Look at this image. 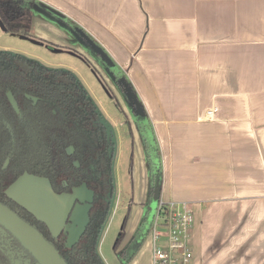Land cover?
Returning a JSON list of instances; mask_svg holds the SVG:
<instances>
[{"label": "crops", "instance_id": "0c3cea01", "mask_svg": "<svg viewBox=\"0 0 264 264\" xmlns=\"http://www.w3.org/2000/svg\"><path fill=\"white\" fill-rule=\"evenodd\" d=\"M34 1L110 59L116 80L147 116L141 136L125 114L133 126L134 185L122 226L124 263L152 264L151 222L146 231L140 224L154 215L149 206L158 191V203L192 213L193 264H264V0ZM33 16L32 43L44 40L53 52L79 56L110 92L123 95L57 18L41 10ZM153 139L162 162L149 191L143 143L149 147ZM7 195L53 235L64 232L68 246L91 199L84 186L56 195L45 179L29 175Z\"/></svg>", "mask_w": 264, "mask_h": 264}, {"label": "trees", "instance_id": "16d2710c", "mask_svg": "<svg viewBox=\"0 0 264 264\" xmlns=\"http://www.w3.org/2000/svg\"><path fill=\"white\" fill-rule=\"evenodd\" d=\"M36 4L34 0H0L4 31L31 38ZM143 144L151 191L160 177L151 168L145 140ZM113 158L114 143L100 113L72 73L0 51V203L35 228L66 264H104L98 243L114 197ZM157 167L160 172L161 164ZM23 175L46 179L56 195L71 194L80 186L90 192L86 222L70 248L61 233L53 235L44 222L8 197L7 190ZM123 236L122 228L114 251ZM0 264H38L1 224Z\"/></svg>", "mask_w": 264, "mask_h": 264}, {"label": "rangeland", "instance_id": "374dc122", "mask_svg": "<svg viewBox=\"0 0 264 264\" xmlns=\"http://www.w3.org/2000/svg\"><path fill=\"white\" fill-rule=\"evenodd\" d=\"M30 35L31 38L37 39L33 30ZM31 38L9 34L0 28V51L21 55L49 69L72 73L97 108L104 124L111 131L115 155L112 162L114 201L108 220L100 235L98 254L104 264H125L124 257L127 256V251L125 252L124 246H122L125 235L116 251H114L113 245L122 232L134 185L131 174L133 150L131 135H133V126H128L125 114L129 118L133 116L124 97L120 96L115 89V91L113 90L114 93L110 92L101 75L95 72L83 59L65 50L53 52L49 49L50 44L48 42L41 40L42 45L34 44L31 42ZM102 70L104 71V69ZM121 81H123L122 78ZM137 128L141 136L145 135L143 127L138 124ZM147 154L150 157L151 168L156 175L158 171L157 164L160 168L162 162L156 140L154 143H149ZM152 215L150 219L148 218L146 222H143L140 229L146 231ZM159 224H161V221H159ZM159 229L164 231V228ZM121 252H123V255L119 257L118 255Z\"/></svg>", "mask_w": 264, "mask_h": 264}, {"label": "water", "instance_id": "95a60500", "mask_svg": "<svg viewBox=\"0 0 264 264\" xmlns=\"http://www.w3.org/2000/svg\"><path fill=\"white\" fill-rule=\"evenodd\" d=\"M38 9L44 12L45 17L49 19L54 20V18H57L58 20H56V22L59 24V26L63 30H65L69 35L73 36L76 42L80 44V46L83 49H85L91 56H93L97 60V62L100 64L102 69H104L105 73L114 83V85L122 92L123 94L122 96L127 102V105L134 118V121L144 129H148L149 123L142 105L134 97L131 90L125 87L121 79L116 80L115 75H117L116 74L117 71L114 65L112 64V62L110 61V59L100 49L95 47L92 43H90L86 39H82L80 33H78L76 29L66 27V25H64L62 22L63 19L62 16L57 14L55 11L45 6H34L32 10L33 14L37 13L39 11ZM7 98L11 106L14 107L15 102L10 93L7 94ZM105 127L107 128V131L110 134L108 127L106 125ZM158 194H159L158 191H155V193H153V197L149 206L151 208V213L154 211V209H156L158 205V198H159ZM86 213H87V209H86ZM85 222H86V214H85V221L79 232V235L84 227ZM0 224L18 239L20 244L34 257V259L37 261L38 264H66V262L63 260L61 255L57 252V250L49 242H47L35 228H33L28 223L20 219L16 214H14L10 209L2 205L1 203H0ZM62 235L63 238L65 239L64 232ZM77 239L75 240V242L77 241ZM75 242H73L70 246H68L65 241V246L67 248H70Z\"/></svg>", "mask_w": 264, "mask_h": 264}, {"label": "built area", "instance_id": "2783aa9c", "mask_svg": "<svg viewBox=\"0 0 264 264\" xmlns=\"http://www.w3.org/2000/svg\"><path fill=\"white\" fill-rule=\"evenodd\" d=\"M214 113L215 109L207 111L206 117L211 118ZM161 204L154 211L149 231L152 264H193L190 248L191 211L174 204H164V208ZM159 228H164V231Z\"/></svg>", "mask_w": 264, "mask_h": 264}, {"label": "flooded vegetation", "instance_id": "af4514ba", "mask_svg": "<svg viewBox=\"0 0 264 264\" xmlns=\"http://www.w3.org/2000/svg\"><path fill=\"white\" fill-rule=\"evenodd\" d=\"M102 120V119H101ZM30 176V175H29ZM40 179H42V178H40ZM46 180V179H45ZM47 181V180H46ZM50 188V187H49ZM60 234V233H59ZM62 234V233H61Z\"/></svg>", "mask_w": 264, "mask_h": 264}]
</instances>
